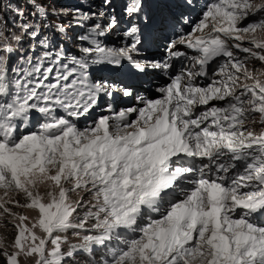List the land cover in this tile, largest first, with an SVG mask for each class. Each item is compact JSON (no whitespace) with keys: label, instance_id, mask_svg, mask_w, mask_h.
I'll return each mask as SVG.
<instances>
[{"label":"snow or ice","instance_id":"obj_1","mask_svg":"<svg viewBox=\"0 0 264 264\" xmlns=\"http://www.w3.org/2000/svg\"><path fill=\"white\" fill-rule=\"evenodd\" d=\"M30 7L0 30V264H264V0H126L119 49L113 0Z\"/></svg>","mask_w":264,"mask_h":264},{"label":"rangeland","instance_id":"obj_2","mask_svg":"<svg viewBox=\"0 0 264 264\" xmlns=\"http://www.w3.org/2000/svg\"><path fill=\"white\" fill-rule=\"evenodd\" d=\"M30 3H34L35 0H29ZM76 3H73L72 0H44V5H52L54 9H75L76 7L83 6V9L86 11L88 6L90 5L93 10H100L103 11V9L100 8L101 0H75ZM198 2L202 5L205 0H198ZM126 3V0H113V8L115 9L116 14L118 15L120 19V26L117 28V30L109 35L105 40L104 44L113 49H119L121 47H125L128 43V40L130 38L126 37L124 35V31L126 30L129 20L123 11L124 4ZM25 2V0H0V30H4L5 32L10 31L13 34H18V28L17 25L20 24L22 21L20 18L17 17L16 13L17 11H23L21 7H25L27 9V12H24L25 14L35 11V9L31 8L30 5ZM27 18V15L26 17ZM62 22L61 18H53L50 23L51 24H60ZM63 23L65 24H74L73 21H70L69 19H63ZM81 31L80 28L73 27L71 31L69 32V35L79 33ZM49 35L53 36L55 40L58 43H66L69 48L72 47L70 41H65L64 37L62 35L58 36L55 33H49ZM14 43V41H13ZM166 43L165 40L158 41V47H153L149 55H154L157 59L164 56V44ZM191 54V53H190ZM122 63H128L126 61ZM256 67H259V65H256ZM135 69H133V72ZM172 73H169L171 75ZM128 77V78H127ZM122 80H124L125 83H136L138 85V91L140 95L146 96V87L148 88L149 93L152 94V96H147L148 98H156L159 93H157L155 90L162 85L158 82H152L151 80L147 81L145 84H139L137 83V76L131 75L130 73H126L120 77ZM153 78V76L151 77ZM156 78H164V83L169 82L167 76H159L154 75V79ZM145 81V78L143 77ZM158 80V79H157ZM134 101L129 100L128 98H124V101L122 102L121 106H132ZM83 119L79 121V124L83 125L85 124Z\"/></svg>","mask_w":264,"mask_h":264},{"label":"bare ground","instance_id":"obj_3","mask_svg":"<svg viewBox=\"0 0 264 264\" xmlns=\"http://www.w3.org/2000/svg\"><path fill=\"white\" fill-rule=\"evenodd\" d=\"M145 78V81H142V80H144L143 79V76H137V83L139 84V82H140V84H145L147 81H149V80H151L152 82H158L159 84H161L162 86L165 84L164 83V78H156V79H154V76H153V78H151V77H144ZM158 79V80H157ZM146 97L147 96H152V94L151 93H149V91H148V88L146 87ZM143 96V95H142Z\"/></svg>","mask_w":264,"mask_h":264},{"label":"trees","instance_id":"obj_4","mask_svg":"<svg viewBox=\"0 0 264 264\" xmlns=\"http://www.w3.org/2000/svg\"><path fill=\"white\" fill-rule=\"evenodd\" d=\"M25 2H26L27 4H31L29 0H25ZM72 2H73V3H76L75 0H72ZM21 9H23L24 12H27V9H26L25 7L22 6ZM13 44H14V43H13Z\"/></svg>","mask_w":264,"mask_h":264}]
</instances>
